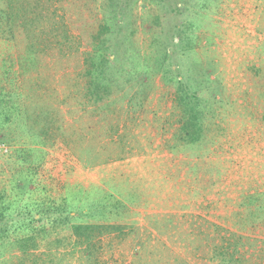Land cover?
<instances>
[{"label": "rangeland", "instance_id": "1", "mask_svg": "<svg viewBox=\"0 0 264 264\" xmlns=\"http://www.w3.org/2000/svg\"><path fill=\"white\" fill-rule=\"evenodd\" d=\"M116 1L117 40L127 38L111 64L101 132L98 104L78 77L80 52L92 48L78 31L60 47L67 62L53 58L25 77L15 42L0 34V87L19 96L17 118L35 106L64 110V132L45 143L33 140L44 121L35 136L0 129V200L18 199L22 214L41 203L63 219L39 224L47 236L24 264H264V0ZM102 2L72 11L102 17ZM163 50L185 77L195 67L210 100L195 144L176 138L175 93L157 70ZM79 222L113 228L88 245L71 231ZM10 256L7 264L21 263Z\"/></svg>", "mask_w": 264, "mask_h": 264}, {"label": "trees", "instance_id": "2", "mask_svg": "<svg viewBox=\"0 0 264 264\" xmlns=\"http://www.w3.org/2000/svg\"><path fill=\"white\" fill-rule=\"evenodd\" d=\"M79 1L83 0H0V34L15 42L22 70L20 75L25 77L30 72L41 71L43 67L49 65L53 58H56V62L60 59L61 62H67L65 57H70L71 54L63 53L60 47L71 40L73 30L78 31L83 41L92 47L90 50L80 52V65L76 66L80 69L78 77L83 80L84 97L98 104L99 111L97 113H99L100 125L98 131L101 132V129L104 128L103 123L108 116L107 109L111 107L109 98L113 94L112 82L115 79L116 71L112 69L111 64L115 63L114 59L119 51V46L124 43L127 36L121 38L120 41L117 40L119 21L117 20L116 0H103L99 6L104 12L102 17L96 14L95 16L85 15L78 10L75 14L72 10ZM91 9L89 8V11ZM69 13L70 16H68ZM112 56L114 58H111ZM168 58V50H163V57L158 60L157 70L163 72L167 79L166 83H170L175 93V108L178 110L180 122L176 138L180 144H195L203 138L204 113L210 105V100L202 98L200 95V83L191 74L195 71V67L191 70L189 67L186 70L189 74L185 77L180 73V68L173 69ZM61 69L64 74L68 71L67 68ZM62 83L64 85V82ZM73 86L74 84H71V87ZM67 87L70 89V85ZM72 92L74 89L67 94L70 95ZM18 97L16 93L10 95L6 93L5 87H0V129L10 126L5 138L10 137L15 132V128L19 126L29 128H23L28 133H31V130L34 132V125L40 121H44L45 125L39 133L36 131V139H33L36 142L45 143L47 138L64 132L63 108L55 107L52 113L51 109L46 106L42 108L35 106L33 112L21 120L14 113L19 106L15 100ZM26 121L30 126L26 124ZM54 123H59V125L55 127L54 132H50V125L55 126ZM33 132L31 134L35 136ZM69 135V133H63L62 137L67 140ZM42 138L45 140H41ZM0 139H4L3 134L0 135ZM70 141H73V138L68 140V142ZM18 204V199L8 201L3 198L0 200V264L9 263L7 259L9 252L11 258L15 257L18 262H21L20 264H24V257L32 255L33 250L39 248L38 237L47 236L49 228L40 230L39 224L50 222L51 227L54 228L63 222L61 217L50 214L51 207L48 208L41 203L28 202L25 207L29 208H26V212L22 214L16 208ZM17 212L18 216H14ZM33 213H37V216H33ZM68 221L69 219L66 218V222ZM70 226L73 235L79 242L82 241L88 245H91L96 237L110 232L113 228L110 224L105 223L79 222L72 223ZM20 229H26L30 233L17 236L16 233ZM10 231H15V234L11 236ZM235 237L237 236H231L230 240ZM60 241L57 240L56 244L60 245ZM90 247H87V250H90ZM33 262H36L33 264H38L36 260Z\"/></svg>", "mask_w": 264, "mask_h": 264}, {"label": "built area", "instance_id": "3", "mask_svg": "<svg viewBox=\"0 0 264 264\" xmlns=\"http://www.w3.org/2000/svg\"><path fill=\"white\" fill-rule=\"evenodd\" d=\"M1 149V148H0Z\"/></svg>", "mask_w": 264, "mask_h": 264}]
</instances>
